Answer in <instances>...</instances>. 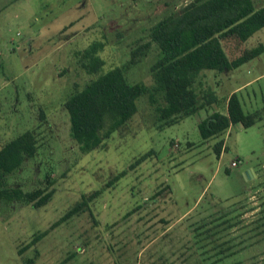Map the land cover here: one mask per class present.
I'll list each match as a JSON object with an SVG mask.
<instances>
[{
	"label": "rangeland",
	"instance_id": "obj_1",
	"mask_svg": "<svg viewBox=\"0 0 264 264\" xmlns=\"http://www.w3.org/2000/svg\"><path fill=\"white\" fill-rule=\"evenodd\" d=\"M192 1L0 0V146L26 129L39 145L9 183L30 191L44 186L50 174L54 188L39 209L0 202V264H23L29 257L34 264H211L222 250L231 255L216 264L264 260V54L232 72L202 71L195 88L203 108L174 125L159 129L143 97L126 129L104 148L83 154L69 136L61 102L75 83L81 87L89 79L74 51L99 40L103 70L121 66L149 40L154 23ZM254 3L259 7L264 0ZM258 43H264V30L246 46ZM157 53L152 44L128 69L129 83L151 86ZM235 91L244 113L260 112L261 119L202 141L198 123L224 111L225 98ZM32 106L43 108L44 121L31 118ZM150 150L155 155L129 170ZM123 170L126 175L106 187ZM102 188L90 212L51 228L83 193Z\"/></svg>",
	"mask_w": 264,
	"mask_h": 264
},
{
	"label": "trees",
	"instance_id": "obj_2",
	"mask_svg": "<svg viewBox=\"0 0 264 264\" xmlns=\"http://www.w3.org/2000/svg\"><path fill=\"white\" fill-rule=\"evenodd\" d=\"M262 30L264 5L256 7L254 0H193L178 13L154 23L148 30L149 40L133 48L130 59L121 66L103 70L105 61L100 53L104 45L99 40L92 41L85 49L75 50L74 62L89 75V79L81 87L75 83L74 89L61 102L68 115L71 140L83 154L104 148L112 135L126 129L137 111V100L143 97L153 106L159 129L197 114L204 106V103H199L195 88L200 73L232 72L264 54V43L250 48L246 46L248 40ZM152 44L158 53L150 68L151 86L143 82L129 83L126 77L128 69L149 52ZM211 99L216 101L214 97ZM29 114L39 122L46 118L42 107L32 106ZM260 119V112L244 113L237 93L233 92L225 98L224 111H215L198 123L199 135L202 141H208L235 124L249 128ZM173 142L171 140L170 145ZM222 147L223 140L214 145L217 157ZM38 150L37 137L30 129L0 146V202H21L33 209L50 202L54 194L50 174H46L44 186L30 191L9 183L10 177L19 172L25 161L33 159ZM153 155L155 152L150 150L137 157L129 165V170ZM126 173L123 170L113 176L106 187L112 186ZM103 192L102 188L83 193L51 228L76 215L90 212V203ZM47 233V230L35 233L31 242L18 254L22 255L25 249L33 247ZM222 253L223 250L219 252L222 257L211 264L231 255ZM34 263L35 257L23 259V264ZM260 264H264V260Z\"/></svg>",
	"mask_w": 264,
	"mask_h": 264
},
{
	"label": "built area",
	"instance_id": "obj_3",
	"mask_svg": "<svg viewBox=\"0 0 264 264\" xmlns=\"http://www.w3.org/2000/svg\"><path fill=\"white\" fill-rule=\"evenodd\" d=\"M232 167H236L237 166V162L236 161H233L232 164H231Z\"/></svg>",
	"mask_w": 264,
	"mask_h": 264
},
{
	"label": "crops",
	"instance_id": "obj_4",
	"mask_svg": "<svg viewBox=\"0 0 264 264\" xmlns=\"http://www.w3.org/2000/svg\"><path fill=\"white\" fill-rule=\"evenodd\" d=\"M236 92V91H235ZM233 93V92H232ZM231 94V93H230Z\"/></svg>",
	"mask_w": 264,
	"mask_h": 264
}]
</instances>
